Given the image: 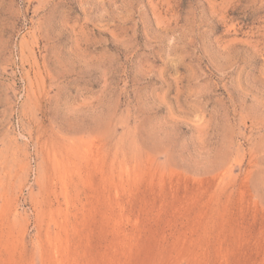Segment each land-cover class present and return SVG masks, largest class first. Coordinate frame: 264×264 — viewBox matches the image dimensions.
Instances as JSON below:
<instances>
[{
	"label": "rangeland",
	"instance_id": "obj_1",
	"mask_svg": "<svg viewBox=\"0 0 264 264\" xmlns=\"http://www.w3.org/2000/svg\"><path fill=\"white\" fill-rule=\"evenodd\" d=\"M0 264H264V0H0Z\"/></svg>",
	"mask_w": 264,
	"mask_h": 264
}]
</instances>
